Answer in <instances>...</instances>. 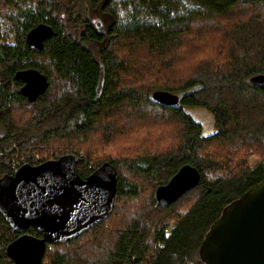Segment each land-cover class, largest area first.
<instances>
[{
	"label": "trees",
	"instance_id": "trees-1",
	"mask_svg": "<svg viewBox=\"0 0 264 264\" xmlns=\"http://www.w3.org/2000/svg\"><path fill=\"white\" fill-rule=\"evenodd\" d=\"M75 1L0 0V179L67 153L83 177L106 162L119 173L111 214L48 243L42 264H206L211 225L264 178V85L250 82L264 74V0H89L114 17L89 42ZM43 23L54 35L31 49L27 36ZM29 67L50 82L34 102L15 78ZM194 105L213 111V133L185 110ZM188 164L199 183L159 203L157 188ZM25 232L43 236L0 213V264H16L7 246Z\"/></svg>",
	"mask_w": 264,
	"mask_h": 264
},
{
	"label": "water",
	"instance_id": "water-1",
	"mask_svg": "<svg viewBox=\"0 0 264 264\" xmlns=\"http://www.w3.org/2000/svg\"><path fill=\"white\" fill-rule=\"evenodd\" d=\"M53 35V28L43 23L29 32L28 41L40 51ZM15 78L23 82L19 92L30 102L50 84L48 76L35 67L17 70ZM250 82L263 86L264 74L253 75ZM153 97L167 105L179 101L169 91H155ZM78 157L67 153L38 164L24 163L0 179V213L19 231L33 228L43 233L25 232L10 242L7 254L16 264H42L48 243L74 240L113 211L117 168L106 162L83 177L77 168ZM200 178L198 168L183 166L157 188L158 202L171 204ZM200 257L206 264H264V178L223 208L203 239Z\"/></svg>",
	"mask_w": 264,
	"mask_h": 264
},
{
	"label": "flooded vegetation",
	"instance_id": "flooded-vegetation-1",
	"mask_svg": "<svg viewBox=\"0 0 264 264\" xmlns=\"http://www.w3.org/2000/svg\"><path fill=\"white\" fill-rule=\"evenodd\" d=\"M106 5H109L113 8L114 0H106V3H103V6L105 7ZM69 6L73 8L75 14L78 16V18H80L77 20V28L80 31V34H82L80 38L86 37L87 42H89L88 40H91V38L88 36L90 33H92V31L104 33L106 32V25L109 26V23H113L114 21L112 13L107 12L104 9L101 11H94L93 6H91L89 3V0H76L75 4L71 2ZM29 46L31 49H35V47H33L30 43ZM21 85H23V82H21ZM21 85L19 87H21ZM19 89L17 90L18 92Z\"/></svg>",
	"mask_w": 264,
	"mask_h": 264
},
{
	"label": "rangeland",
	"instance_id": "rangeland-1",
	"mask_svg": "<svg viewBox=\"0 0 264 264\" xmlns=\"http://www.w3.org/2000/svg\"><path fill=\"white\" fill-rule=\"evenodd\" d=\"M185 110L188 113H190L196 121L201 123L203 134L205 135L211 134L216 130L213 111L209 109L207 106L205 105L185 106ZM1 133L2 132L0 131V134ZM51 158H48V159H51ZM37 159H39L38 156H37ZM254 160L258 161V159H254Z\"/></svg>",
	"mask_w": 264,
	"mask_h": 264
},
{
	"label": "built area",
	"instance_id": "built-area-1",
	"mask_svg": "<svg viewBox=\"0 0 264 264\" xmlns=\"http://www.w3.org/2000/svg\"><path fill=\"white\" fill-rule=\"evenodd\" d=\"M49 247H51V246L49 245Z\"/></svg>",
	"mask_w": 264,
	"mask_h": 264
}]
</instances>
